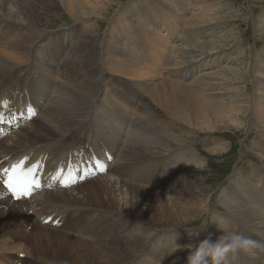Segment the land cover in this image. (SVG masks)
Here are the masks:
<instances>
[{"label": "bare ground", "instance_id": "bare-ground-1", "mask_svg": "<svg viewBox=\"0 0 264 264\" xmlns=\"http://www.w3.org/2000/svg\"><path fill=\"white\" fill-rule=\"evenodd\" d=\"M65 1L68 3L67 6H69V10L74 15L77 10L82 8L86 9L84 2H79L81 5L80 8L77 9L76 6H73L76 1ZM65 3L63 4L65 5ZM102 4L103 2L101 0L100 5ZM33 7L32 9L30 8L31 10L25 12H16V9H14L16 11H0V104L9 101L12 108L16 107L21 111L27 110V112H37V115L33 118L31 117L27 124L20 126L4 137H0V170L3 169L6 164L11 165L13 161L26 158V161L30 164H39L46 175H51L54 172L52 165L56 164L59 166L63 164V162L68 160V156L71 153L81 150L84 153V158L88 161L92 162L94 160L103 159L106 172L104 171L102 174L103 176H98L102 177V180L98 179L95 183H93L95 177L100 174L94 175V178L87 177L84 180L79 179L77 185H83L79 186L78 199L72 196L70 193L71 191L67 190L68 188H59L58 183V186L55 188H52L50 184L47 185V187L44 186L42 190L37 191L29 199L15 200L6 192L2 184H0V264H12V257H15L13 264H39L40 256L50 257L49 259L52 261L60 260V258L63 257L66 261L64 264H96L97 262H95V260L98 258H103L102 261H98L100 264H128L129 261L133 260L138 255L137 247L142 238L137 236V234L143 229L142 225H150L154 231L159 230V232L169 229L167 233L171 234V237L168 238L166 241L167 245L164 246L166 247L165 252L167 255H165V260L161 262V264H186V258L189 252L194 250V247L193 249L186 247L191 243L188 240L179 243V239L177 240L175 236L178 233L183 234L179 232L182 222H187L190 219L189 217H194L196 214L203 211L202 206H207L204 201L200 200L199 196L192 192L193 190H189V193L184 196V193L188 191H185L188 185V179H186L185 175H187L186 170H200L203 168L204 161L194 152L184 155V161L182 163L172 161L171 153H173L172 151L175 152L174 143L172 141L173 139L178 141L179 138L176 139L177 136H174V132L171 130L173 127L172 125H170L172 126L171 128H166L168 125L165 123V125H158L155 123L152 118L163 116L158 113L154 115L155 106H152L151 103L154 105L158 102V108L162 110L164 115L172 113L177 116L179 120L186 121L190 114V116H195V122L201 124L199 119L204 118V115L211 116L228 112L225 108L226 106L223 104L224 102L220 100L222 97H212L221 102V105L216 107L217 104H215V107L212 109L210 107L212 102L209 104L208 99L210 97H208L209 94L207 95L206 93L211 88L206 84L203 85L200 80L192 82V84L194 83V87H198L199 90L196 89L197 92L191 89L187 84L186 89L184 86L181 88L185 81L178 79V75L183 73L178 70V72L172 73L174 81L170 84L164 82L155 83L156 85L147 82L142 83L141 87L145 89L146 92H149L148 98L151 102H143L142 105H131V108L137 110V113H134L130 109V101L127 103V107L119 106L118 97H116L114 92H106V97L104 96L101 98L99 92L104 83L103 73L99 70L102 67H98L99 69L93 71L92 69L93 62L100 59L99 54L104 50L102 51V48H95L96 45L93 43L94 40L90 38V31L85 33L83 31V33H80L81 29H74L72 31V35L74 34V36H69V31L66 33L69 37V39H67V44H65L66 37L64 36L59 35V38L46 36L47 32L45 29L42 30L40 34H29L27 25L45 27L46 24L49 23V21L44 22L46 17L44 12H42L38 6V8L36 6ZM97 13L100 14L99 11ZM105 13L107 12L105 11ZM87 16H89V14ZM76 18L75 20L79 21V19ZM126 25L127 24H124L125 27ZM15 34H18L21 40L6 43V41L11 39V35L13 37ZM144 34L146 36L149 35L145 33V31ZM135 35L136 34H134V36ZM133 39H136V37H133ZM111 41L108 42L110 45L107 46V50L111 48L113 54L116 55L118 51L115 50H119L117 49L119 46L116 45L112 47ZM153 41L155 43L154 39ZM185 43V45L189 46L187 52H177V50H175L173 53H175V55L179 53V65H186L185 70L193 71L192 73H194L202 66L198 64L204 60L197 58L206 57L211 51L208 50L209 46H206L207 43L205 44V41L201 45L195 44V47H192L194 43ZM31 46L32 48L29 51H24L25 48ZM35 49H37L39 53L45 52L47 58L43 60L37 56L34 57L36 54L33 56L32 52L33 50L36 51ZM148 50L152 51L149 48ZM64 52H66L67 56H65ZM151 56L154 63L152 61L149 62L160 66L162 63L161 58L155 56L154 51ZM185 56H189L191 61L186 62ZM146 58L148 59L146 56L140 57L139 55L137 57H132L123 52L118 58L119 63L116 64L117 69L120 70L125 67L124 71L126 73L128 72L127 74L144 72L142 66L148 63ZM100 60L102 63L104 62L102 59ZM57 64H59L58 68L54 69ZM103 64H105V62ZM257 69V74L253 75V83L256 84L258 95L261 96L259 106L263 108L261 112L263 116L260 118L264 120V66L259 65ZM56 82H59L58 85ZM153 86L154 88H152ZM199 86L201 88H199ZM52 87L55 88V93H57V95L50 99L46 91L52 89ZM105 87L108 88L107 83ZM119 95H122V93ZM63 96L66 98H63ZM38 99L41 100L39 101ZM85 106L88 110H86V114L81 116V111ZM99 106H105L106 108V113L102 118L109 119L106 125L104 122H101V125H104L101 132L98 130L100 127H97L98 124H96V120L92 119L94 111H89L90 108ZM258 113L260 114V112ZM226 116L228 117V115ZM164 118L166 119V117ZM114 120H119L120 123L126 122L125 124L131 120L129 123L130 128H137V132L140 131L139 134H137V132H135L136 130H132V132L127 135L125 139V147L127 148L125 150H121V140L119 139L121 131L118 129V126L115 127L112 125ZM211 120L213 119L211 118ZM224 121L227 120L225 119ZM22 123L23 122H20V124ZM216 124L215 127H217ZM236 124L237 123H235L234 126ZM200 127L197 126L199 129ZM194 128L196 127H193V129ZM212 128H214V126ZM108 129H112L109 134L104 132ZM178 136L181 135L179 134ZM151 140L156 141L154 146L148 145ZM177 146H179L178 143ZM261 148L264 150V147ZM185 149L187 148L185 147ZM178 150H180V148H178ZM163 151L166 153H163ZM136 153L141 154V156ZM153 153L156 155L155 162H158L157 166H162L166 162H172L174 167H169L167 172L158 175V173L154 171L155 169H149L148 158H150V156L152 157ZM108 159H110V161H108ZM137 160L147 165V172H127V169L130 168V166L128 168V164H130V162L135 163ZM149 161L151 160L149 159ZM190 175H187V178L190 177ZM195 177L196 176H194V178ZM252 178L254 179V177ZM257 179L258 184L256 185H260L261 189L264 191V174H257ZM59 182H61L60 178ZM117 186H119V189H117ZM139 186H143L142 188L145 186H153L155 189L156 187H162L160 189L162 193H158V191L154 192V190L151 191L149 189L141 191L137 188ZM178 187L182 188L176 190L174 195L171 196L170 193ZM49 189L52 190L48 192ZM124 189L131 200L141 195L146 202L149 201L151 205H153L152 207H156L155 213L158 214V219L156 220L157 225L149 224V222H147L148 220L141 223L142 225H135L129 220L127 223L122 222L126 216L119 211L121 204L115 195L117 192H120V195L123 194ZM256 193H258L257 189ZM155 194L160 197L169 194L168 201L165 198L157 199L154 196ZM261 194L264 196V192H261ZM228 197L230 200H227V202L224 201L223 204L236 215L232 216L231 221L239 225L238 230H234L233 233H241L244 234L246 238L251 239V236H247L244 229L241 227H246L248 224L254 231L264 236V197L261 198L259 193L258 196H251L246 190L245 185L242 186V189H238L235 186V189L229 193ZM124 199L128 200V198ZM88 200L97 201L99 205H92ZM19 203L22 204L23 212L21 209L20 211L18 210L17 204L19 205ZM169 205H171V207H169ZM3 207H8V211L3 212ZM99 208L104 210V214ZM131 209L133 212L137 211H134V208ZM138 210L143 211V208L140 207ZM53 213L55 216H51ZM72 213H74V217ZM142 213L145 214L146 212L143 211ZM155 213L151 214L153 215ZM180 213L185 214L184 219H181ZM49 216L51 217L50 221L45 222L44 220ZM119 217L120 220L116 222ZM16 219H21L24 223L26 220H30L34 223L35 227L32 226V231L27 232V227L21 229L23 225L20 227L18 223H16L17 225L14 224ZM54 220L61 221L62 225L52 223ZM167 221H170L172 224L169 228L160 227ZM27 222L29 224V221ZM129 222L131 223L128 224ZM115 223L123 225L118 227ZM11 224L14 225L12 226ZM57 229H63V232ZM66 229H69L72 235L66 232ZM228 229L230 228L228 227ZM222 230L223 226L218 223L216 225V234L221 235ZM80 234L93 236L87 238ZM162 236L163 235H160L159 237ZM201 236L203 239L205 237V232H202L199 238H201ZM107 238L109 240H107ZM174 245L176 246L172 247ZM54 248L63 250L65 256L54 253ZM49 249H52V255L47 254ZM20 253L23 255L22 258L19 256ZM149 255L155 256L156 254L150 253ZM243 255L246 257V260L243 258ZM70 259H72V261ZM152 259L151 257V260ZM253 260L257 262L252 254L241 253L239 259L233 261L232 264H255ZM142 264L146 263L142 261Z\"/></svg>", "mask_w": 264, "mask_h": 264}, {"label": "rangeland", "instance_id": "rangeland-1", "mask_svg": "<svg viewBox=\"0 0 264 264\" xmlns=\"http://www.w3.org/2000/svg\"><path fill=\"white\" fill-rule=\"evenodd\" d=\"M64 1L0 0V8H3L0 9V11L16 9L17 11L14 10L16 12H25L34 8L33 6H38L46 15L44 22L49 21V23L46 24L45 27L27 25L29 34H40L42 33V30L45 29L47 32L46 36L59 38V35H61L66 37L65 44H67V39H69L66 34L69 31V36H74V34L72 35V31L74 29H81L80 33H83V31L84 33L90 31V38L94 40L93 43L96 45L95 48H102V51L104 50L102 53L100 52L101 54H99V58L102 59L105 64H103L104 62L102 63V61L99 59L98 61L93 62L92 69L93 71L95 69H99L98 67H102L99 71H102L103 73L104 85L101 87L99 96H101L102 98L105 96L106 92H114L116 94V97H118L119 106L127 107V103L130 101V109L134 113H137V110L132 109L131 105H142L143 102H151L148 98L149 92H146L145 89L141 87L142 83L147 82L156 85L155 83L164 82L170 84L174 81L172 73H176V71L178 72V70L183 72L182 74L178 75V79L185 81L184 84H182L181 88H183L184 86V88L186 89L187 84L191 89L196 91L198 87H194V83L192 84V82H196V80H200L203 85L206 84L211 88L206 93L207 95L209 94L208 97L210 98L208 100L209 104L210 102H212L210 106L212 109L215 107V104H217L216 107L218 105H221V102L215 98L220 96L222 97L220 100L224 102L223 104L226 106L225 108L229 112H223V114L225 113L226 115H228V117L225 114L224 116L221 113V115H211L212 117L209 115H204V118L199 119V122L201 124L203 123L201 125L198 122H195V116H190V114L187 117L186 121L179 120L177 116L173 115L172 113L164 115L162 113V110L158 108V102H154V105L151 103L152 106H155L154 115L158 113L163 117L158 118L157 116L152 119H154L155 123L158 125H163L165 123L168 125L166 128H171L172 126L173 129L175 128L174 130L171 128V130L172 132H174V136H177L176 139H179L178 141H176L172 138L175 152L172 151L173 153H171V159L173 157H176V160H174L173 162H178V160H181L180 162L182 163L184 161V155L190 154L191 152H194L199 158L203 159L204 161V167L200 170H193L191 168V171L186 170L188 176L191 174V178H187V175H185L186 179L190 181L187 180L188 185L185 191H188L184 193V196L189 193V190H193L192 192L195 195L199 196L200 200L204 201L207 207L202 206L203 211H201L199 214H196L194 216L195 218L191 216L189 217L190 219L187 222L181 223L179 232L183 234L178 233L175 236L177 240L179 239V243L188 240L191 243L186 247L192 249L194 247L195 249V247L199 246V243L202 241L208 240L211 243H215L218 237H220L222 234H231L234 230L237 231L239 225L231 221L232 216L236 215L223 204L224 201L227 202V200H230V198L228 197L229 193L235 189V186L238 189H242V186L245 185L246 190L251 196H258L259 193L261 198L264 197L261 194V192H264L263 189H261L260 185H256L258 184L257 174H264V150L263 148H261L264 147V120L263 118H260L263 116V114H261L263 108L259 106V102H261V96L258 95L257 86L255 83H253V75L257 74L256 71H258V66H264V0H102L103 4L105 3L104 5L102 4L103 6L100 5L101 0H74V2H76L73 6H76L77 9L80 8L81 3L83 2L86 6V9L82 8L77 10L75 15L69 10V6H67L68 3L65 1L67 3L66 4ZM152 1L155 5H157L156 3H158V5L153 6ZM63 3H65L66 6ZM1 5H3L4 7ZM96 11H99L100 14ZM105 11L107 13H105ZM88 14L89 16H87ZM75 18L79 19V21L75 20ZM124 24H127L126 27L124 26ZM144 31L149 35L146 36L144 34ZM134 34L136 35L134 36ZM133 37H136V39H133ZM153 39L155 40V43ZM17 40H21L18 34H15L13 37L11 35V39L6 41V43L15 42ZM110 41L112 43V47H115L116 45L119 46L117 48L119 50H115L118 51L116 55L113 54V50L111 48H108L107 50V46L110 45L108 42ZM204 41L205 44L207 43L206 46H209L208 50L211 52L210 54L206 55V57L197 58L200 60L204 59L198 64H201L202 66L199 67L197 71L192 73L193 71L185 70L186 65L181 66L178 64V58L180 56L179 53H176V55L175 53H173L175 52V50H177V52H187L189 50V46L185 45V42H191V44L194 43L192 47H195V44L201 45L204 43ZM31 48L32 46L29 48H25L24 51H29ZM148 48L152 51H149ZM35 50L36 51L33 50L32 52L33 56L36 54L34 57L37 56L43 60L47 58L45 52L39 53L37 49ZM153 51L155 53V56L161 58L162 63L160 66H158L157 64H153L154 62L152 61L151 56ZM123 52L132 57H137L138 55L140 57H148V59L146 58L148 63H143L144 66H142L144 72L127 74L128 72L126 73L124 71L125 67L118 70L116 64L119 63L118 58L122 55ZM64 54L65 56H67L66 52H64ZM185 60L186 62H190L191 58L187 56ZM149 61H152L153 63ZM58 65L59 64H57L54 69H57ZM150 74L153 76H151ZM58 83L59 82H56L57 85ZM106 83L108 84V88L105 87ZM152 88H154V86ZM199 88L201 87L199 86ZM48 92L49 93L47 94H49L50 99L57 95V93H55V88L53 87ZM120 93H122L123 96L119 95ZM63 98L66 97L63 96ZM238 98H240L241 100ZM38 100L40 101L41 99ZM254 108L257 109L255 110ZM86 110H88V108L86 109L85 106L81 111V116L86 114ZM105 110V106L93 107L89 109V111H94V113L92 114V119H95L96 124H98L97 127H100L98 129L99 132H101V129L104 128V125H101V122H104L105 125L107 124V120L102 118L106 113ZM258 112H260V114ZM36 115L37 112L32 116V118ZM206 116L208 121L206 120ZM232 116H234L235 118ZM164 117H166V119ZM210 117L213 120H211ZM225 119L227 121H224ZM29 120L25 123L23 122L22 124H19L17 129L20 126L27 124ZM131 120H129L127 124H125L126 122L120 123L119 120H114L112 125H114L115 127L118 126V129L121 131V128L125 124V126H128L127 128L129 129L128 134L132 132V130H136L135 132H137V128H130L129 123ZM220 121H222L223 123ZM229 121L233 122L230 123ZM213 122L215 124L217 123V127H215V124ZM235 123H237L236 125L238 127L236 125L234 126ZM175 125L177 126V128ZM191 125L196 128L193 129ZM209 125H211L212 127L214 126V128ZM197 126L202 127H200L199 129L197 128ZM111 130L112 129H108L104 132L109 134ZM139 132L140 131H138L137 134H139ZM140 134L143 135L142 133ZM179 134L181 136H178ZM119 138L121 140V150H125L127 148L125 147L126 138L123 139L122 132L119 134ZM183 138L186 142L183 140ZM177 143L180 147L177 146ZM155 144V140H151L148 143L149 146H154ZM185 147L187 149H185ZM178 148H180V150H178ZM163 153L166 152L163 151ZM176 153H181V155H174ZM136 154L141 156V154L139 153ZM153 154L152 157L154 156L155 158L153 157L152 159L151 156L150 158H148L149 169H155L154 171L157 172L158 175L167 172L169 167H174V164L169 162H166L162 166H157L158 162H155L157 152L156 155L155 153ZM149 159L151 161H149ZM137 161L135 163L130 162V164H128V168L129 166L130 168L127 169V172L144 173L148 171V168L146 167L147 165H145L143 162ZM194 176L196 177L194 178ZM252 177H254V179ZM98 179L102 180V177H95L93 183H95V181ZM75 185H77V183ZM81 185L83 184L77 185L75 187L73 186V189L68 188L67 190L71 191L70 193L72 194V196H75L78 199L79 186ZM142 187L139 186L137 188L141 191L149 189L151 191L154 190V192L158 191V193H162L160 192V189L162 187H156V189L153 186H145L144 188ZM179 188L180 187L174 189L172 191L173 194L170 193V195L173 196L174 192ZM117 189H119V186H117ZM125 189L123 190V194L120 195V192H117L115 195L117 196V199L121 204L119 211H121V213L126 216L124 217V221L122 222L127 223L129 220L137 225L148 220L147 222H149V224L157 225L156 220L158 219V214L155 213L156 207H152L153 205H151L149 201L146 202L145 199H143L144 197L141 195H138L139 197L131 200L128 194L125 193ZM256 189L258 190V193H256ZM51 190L52 189H49L48 192H50ZM154 196L157 199L165 198L167 201L169 198V194H166V196L164 197H160L156 194ZM124 198H128V200H125ZM88 202H90L92 205H99L97 201L88 200ZM129 202L131 203V205ZM17 207L19 211L21 209V211L23 212L21 203H19V205L17 204ZM140 207H142L143 211L146 212L145 214L142 213V210H138V208ZM169 207H171V205H169ZM131 208H134L133 210L137 211L133 212ZM8 209V207H3V212H7ZM101 210L104 214V210ZM151 213L155 214L152 215ZM72 216L74 217V213H72ZM180 216L181 219H184L185 214L180 213ZM120 217L117 218L118 220L116 222L120 220ZM16 220L14 221V224L18 223L20 227L23 225L21 229L27 227V232L32 231V226L35 227L34 223H32L30 220H26L25 223L21 219H18L17 221ZM27 221H29V224ZM130 223L131 222H129L128 224ZM218 223L223 226L221 235H217L215 232L216 225ZM14 224L11 225L13 226ZM115 224L118 227L123 225L119 223ZM171 225L172 224L170 223V221H167L160 227L169 228V226ZM142 226L143 229L140 230L139 234H137V236L142 238L140 240V244L137 247V257L142 254L145 256L148 255V258L150 260L151 257L153 258L152 264H161V262H164L165 260V255H167V253L165 252L166 247L164 246L167 245L166 241L171 237V234L167 233L169 229L159 232V230L154 231L150 225ZM228 227L230 229H228ZM241 227L242 229H244L246 235L252 232L260 239H264L263 235L257 233V231H254L248 224L246 227ZM61 231L63 232V229H61L60 232ZM65 231L69 232L70 235H72L69 229H66ZM202 232H205V237L203 239L202 236L201 238H199ZM235 234L238 233L235 232ZM239 234L244 236V234ZM80 235L85 236L83 234ZM160 235L163 236L159 237ZM92 236L85 237L90 238ZM108 238L107 240H109ZM251 240H254L257 242V244L264 246V243L254 236H251ZM94 245L97 246L96 244ZM175 246L176 245L172 247ZM162 247L164 248L161 249ZM54 253L58 255L62 254L63 256H65L63 250L61 249L54 248ZM150 253H155L156 255L151 256L149 255ZM47 254L52 255V249H49L47 251ZM19 256L20 258L23 257L21 253L19 254ZM252 256L257 260V262L253 260L255 264H264V247L254 249ZM49 258L50 257L47 256H40V262H38L39 264L66 263L63 257H61L60 260L55 261H52ZM243 258L246 260V257L244 255ZM14 260L15 257H12V264L14 263ZM70 260L72 261V259ZM102 260L103 258H98L95 260V262H97L96 264H100L98 263V261Z\"/></svg>", "mask_w": 264, "mask_h": 264}, {"label": "clouds", "instance_id": "clouds-1", "mask_svg": "<svg viewBox=\"0 0 264 264\" xmlns=\"http://www.w3.org/2000/svg\"><path fill=\"white\" fill-rule=\"evenodd\" d=\"M264 247L256 241L240 234H224L215 243L208 240L199 243L190 251L186 264H232L239 259L241 253L252 254L256 248Z\"/></svg>", "mask_w": 264, "mask_h": 264}, {"label": "snow or ice", "instance_id": "snow-or-ice-1", "mask_svg": "<svg viewBox=\"0 0 264 264\" xmlns=\"http://www.w3.org/2000/svg\"><path fill=\"white\" fill-rule=\"evenodd\" d=\"M3 120V117L0 116V121ZM38 165H33L32 168H29L26 172L22 168L21 163H16L12 165L11 169L4 168L0 172V177H5L0 179V184L3 185V188L6 189L7 193H10L13 199L19 200L25 197L31 196L34 187H39V184L36 180L30 179L33 176L35 169ZM101 171L103 167L97 165ZM65 187L68 186V182H65Z\"/></svg>", "mask_w": 264, "mask_h": 264}]
</instances>
